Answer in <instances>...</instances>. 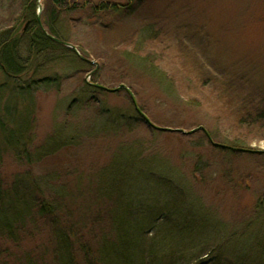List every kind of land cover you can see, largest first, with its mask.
<instances>
[{
    "label": "rangeland",
    "instance_id": "1",
    "mask_svg": "<svg viewBox=\"0 0 264 264\" xmlns=\"http://www.w3.org/2000/svg\"><path fill=\"white\" fill-rule=\"evenodd\" d=\"M26 2L0 0V34ZM66 2H89L55 26L87 61L49 48L29 65L45 61L36 79L51 82L23 100L0 70V113L17 106L31 128L27 157L0 132V188L25 180L57 209L31 210L22 241L0 238V264H67L63 230L72 264H264V124L252 120L264 115V0ZM103 3L122 11L93 13ZM90 84L125 86L152 124L187 134L154 129L128 91Z\"/></svg>",
    "mask_w": 264,
    "mask_h": 264
},
{
    "label": "trees",
    "instance_id": "2",
    "mask_svg": "<svg viewBox=\"0 0 264 264\" xmlns=\"http://www.w3.org/2000/svg\"><path fill=\"white\" fill-rule=\"evenodd\" d=\"M45 7L40 16L41 23L38 20L37 15V0H27L26 5L23 8V16L19 18V26L11 31H6L0 34V70L3 71L7 78L13 81V87H8L12 96L19 99H25V95H34L41 86L50 83L51 79L44 78L42 80L36 79V70L38 65L42 66L46 62L35 64L34 67H30L29 62L35 57L44 56L45 51L49 48L64 47L53 41L47 33L52 37L59 39L60 37L56 31V24L59 18L71 11L79 10L81 13H87L89 11V2L84 5H79L74 2H66V0H44ZM37 8V9H36ZM122 8L115 4H101L98 8L93 10V13L99 15L103 13H119ZM27 26V29H26ZM45 28L47 33L42 29ZM20 30V32L18 31ZM18 31V32H17ZM27 31L30 32L27 35ZM28 36L27 46L22 45V39ZM28 49L30 52V58L24 59L21 55L23 50ZM66 48V47H65ZM46 58V57H45ZM34 60V59H33ZM36 74V75H35ZM7 86V85H6ZM90 89H99L94 85H88ZM3 87V91H8ZM33 97V96H32ZM21 103V102H19ZM16 105V103H15ZM17 106L12 109L9 105L0 113V132L2 135L7 136L3 138V143H7L15 151L22 146L21 152L28 156V147L30 140L27 137L28 132L31 129L27 123L25 125H18L16 122ZM251 115V114H250ZM256 118V119H255ZM264 124V115L260 118L255 115L252 120ZM13 127H12V126ZM10 127H12L10 129ZM239 150H247L246 145L243 143L235 142L232 146ZM222 148V147H220ZM25 180L15 182L12 192H5L0 188V238H7L16 244L22 241V233L27 236L26 226L32 221L31 210H35L39 213L41 218L47 215L54 216L56 212V205L48 201L45 196L41 195L40 202L32 196L31 193H24L21 188H25ZM264 205V201H263ZM41 220V219H40ZM54 223V222H53ZM66 231H60L57 235V242L59 246V252L64 253L66 260L69 264H72L73 260L70 256V236ZM26 237L24 238V240ZM60 257V256H59ZM67 263V264H68ZM35 264V263H29Z\"/></svg>",
    "mask_w": 264,
    "mask_h": 264
},
{
    "label": "water",
    "instance_id": "3",
    "mask_svg": "<svg viewBox=\"0 0 264 264\" xmlns=\"http://www.w3.org/2000/svg\"><path fill=\"white\" fill-rule=\"evenodd\" d=\"M38 6H39V10H40L39 12L41 13V12H42V6H41L39 3H38ZM40 13H39V16H38V20H39V22H40L41 25H42V22H41V19H40ZM42 29L45 31V33H47L43 26H42ZM47 36H49L53 41L57 42L58 44L63 45V46H65V47H67V48L73 50L77 55H79V56L81 57V59L87 61L85 58L82 57V55L80 54V52L78 51V49H77L75 46H73V45H71V44H69V43L63 42V41H61V40H59V39H56V38L52 37L51 35H49L48 33H47ZM96 87H98L99 89H101V90H103V91H106V92H119V91H121V90H126V91H128V92L130 93L132 99H133V102H134V104H135V106H136L137 111H138V112L144 117V119H145V120L149 123V125H151L154 129H157V130H160V131H166V132H179V133L187 134L186 132H184V131H182V130L163 129V128H159V127L155 126L154 124H152L151 121L147 118V116L144 115V114L142 113V111L140 110V108L138 107V104H137V102H136V98L132 95L131 91H130L128 88H126L125 86H121V87H119L118 89H114V90H111V89L105 88V87H103V86H98V85H96ZM193 132H194V131H191L190 134H192ZM215 146L222 147V148H226V147L219 146V145H216V144H215ZM234 150L238 152V149H234ZM239 151L246 152L245 150H239Z\"/></svg>",
    "mask_w": 264,
    "mask_h": 264
}]
</instances>
